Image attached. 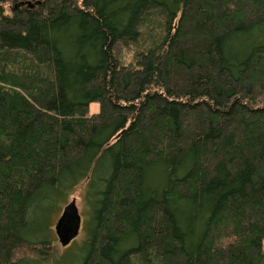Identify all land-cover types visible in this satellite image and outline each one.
I'll use <instances>...</instances> for the list:
<instances>
[{"label": "trees", "instance_id": "obj_1", "mask_svg": "<svg viewBox=\"0 0 264 264\" xmlns=\"http://www.w3.org/2000/svg\"><path fill=\"white\" fill-rule=\"evenodd\" d=\"M16 2L0 264L49 259L40 213L84 179L74 264H264V0Z\"/></svg>", "mask_w": 264, "mask_h": 264}, {"label": "rangeland", "instance_id": "obj_2", "mask_svg": "<svg viewBox=\"0 0 264 264\" xmlns=\"http://www.w3.org/2000/svg\"><path fill=\"white\" fill-rule=\"evenodd\" d=\"M39 0H19V3L16 2V5L20 6H33L34 3ZM13 6L10 3L5 4V11L8 13L10 8ZM98 110V104L97 103H91L89 107V112L94 113ZM87 179H84L82 182L77 184L70 194H68L67 198L59 205V203L56 205L55 202L48 204V207H52V209L59 205L57 210L53 213V215H50L51 213L47 212L45 215L40 213V219L42 222L50 223V227L45 230L46 236H50L51 238V250L49 259L46 262H42L39 264H74L75 259L79 258V249L80 245L82 244V241L85 237V225L86 221L88 219V211L89 206L85 201V198H90V195L87 194L88 190L87 188ZM86 193V195H85ZM63 200V199H62ZM72 200H75L78 214L80 215V222H79V228L77 235L70 240L68 245L62 246L57 238V235L55 233V224L57 222V219L61 215V212L66 204L71 202ZM49 213V214H48ZM52 216V217H51ZM50 230V231H49ZM263 248H264V242H263ZM26 251V250H25ZM28 256L35 257L33 252H27ZM78 261V260H77Z\"/></svg>", "mask_w": 264, "mask_h": 264}, {"label": "water", "instance_id": "obj_3", "mask_svg": "<svg viewBox=\"0 0 264 264\" xmlns=\"http://www.w3.org/2000/svg\"><path fill=\"white\" fill-rule=\"evenodd\" d=\"M80 215L75 200L66 204L55 224V233L62 246L68 245L70 240L77 235Z\"/></svg>", "mask_w": 264, "mask_h": 264}]
</instances>
